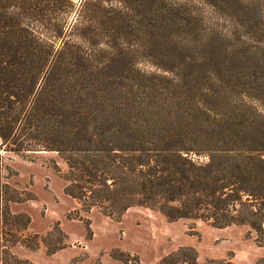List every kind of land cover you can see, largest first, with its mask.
<instances>
[{
    "label": "trees",
    "instance_id": "16d2710c",
    "mask_svg": "<svg viewBox=\"0 0 264 264\" xmlns=\"http://www.w3.org/2000/svg\"><path fill=\"white\" fill-rule=\"evenodd\" d=\"M117 2L0 0V264H32L14 247L41 240L30 216L12 209L21 193L7 181L5 152H57L67 164L65 191L86 210L119 217L143 205L171 220L263 232L264 112L227 87L207 99L210 86L232 80L234 87L241 77L208 69L213 57L181 54L176 68L131 66L135 55L117 36L134 18ZM174 10L177 25L189 27ZM143 24L154 25L150 17ZM121 61L130 65L116 67ZM254 90L264 96V85ZM158 264L239 263L201 262L193 247L180 246Z\"/></svg>",
    "mask_w": 264,
    "mask_h": 264
},
{
    "label": "rangeland",
    "instance_id": "374dc122",
    "mask_svg": "<svg viewBox=\"0 0 264 264\" xmlns=\"http://www.w3.org/2000/svg\"><path fill=\"white\" fill-rule=\"evenodd\" d=\"M73 1L77 7L81 2ZM123 4L134 24L117 39L135 55L131 66L146 70L176 68L181 54L213 57L205 64L208 69L220 76L233 71L241 77L234 87L232 80L222 81L217 87L198 82L210 86L207 99L224 94L227 87L232 98L250 95L253 104L264 112V96L254 97L261 94L253 92L264 85V0H123ZM171 8H180L182 16L191 20L189 27L177 25L180 19ZM146 17L154 25H144ZM230 53L242 56V61L227 58ZM128 65L121 61L116 67ZM4 155L12 171L6 174L7 181L21 193V201L11 202L12 209L26 212L30 216L29 230L41 237L35 248L14 247L16 254L32 264H158L163 255L180 246L193 247L201 262L229 259L258 264L264 258V224L258 234L241 224L217 227L202 219L171 220L158 209L143 205L111 217L96 207L86 210L66 193L67 164L57 152Z\"/></svg>",
    "mask_w": 264,
    "mask_h": 264
}]
</instances>
